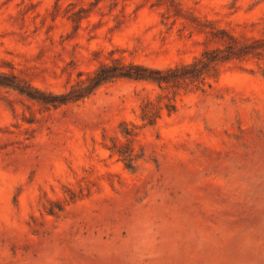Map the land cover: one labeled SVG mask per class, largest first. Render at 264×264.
I'll return each instance as SVG.
<instances>
[{"label":"rangeland","instance_id":"obj_1","mask_svg":"<svg viewBox=\"0 0 264 264\" xmlns=\"http://www.w3.org/2000/svg\"><path fill=\"white\" fill-rule=\"evenodd\" d=\"M0 72V264H264V0H0Z\"/></svg>","mask_w":264,"mask_h":264},{"label":"trees","instance_id":"obj_2","mask_svg":"<svg viewBox=\"0 0 264 264\" xmlns=\"http://www.w3.org/2000/svg\"><path fill=\"white\" fill-rule=\"evenodd\" d=\"M108 68H109L108 66L104 65L99 70H97L95 72L96 76H100V83L105 82L112 77H118V76H128V77H132V78L138 79V80L152 79V78H149L148 76L131 75V74H109L107 76H103L102 72H105L106 70H108ZM0 86L11 87V88L19 91L21 94L27 95L28 97H31V98L35 97L34 94H32L34 89L30 86L25 88V86L21 84V81L14 74H8V73H1L0 72Z\"/></svg>","mask_w":264,"mask_h":264}]
</instances>
